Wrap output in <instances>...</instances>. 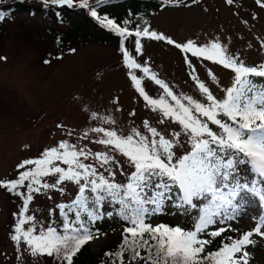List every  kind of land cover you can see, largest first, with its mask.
Returning a JSON list of instances; mask_svg holds the SVG:
<instances>
[{
  "label": "rangeland",
  "instance_id": "rangeland-1",
  "mask_svg": "<svg viewBox=\"0 0 264 264\" xmlns=\"http://www.w3.org/2000/svg\"><path fill=\"white\" fill-rule=\"evenodd\" d=\"M176 1L155 10L147 33L121 30L126 50L81 32L69 36L78 17L63 23L38 8L2 16L0 264H58L45 233L58 207L78 191L98 187L107 199L126 194L146 167L191 161L187 155L208 140L205 128L226 138L214 100L226 102L241 72L222 62L261 67L264 6L254 0ZM39 164L48 171L37 173ZM158 186L167 209L176 188ZM141 215L156 224L152 204ZM166 216L179 222L176 211ZM206 229L191 240L197 258L215 233L243 232L240 256L228 262L264 264V205L250 189L218 198ZM119 230L95 236L89 251L105 250ZM110 261L139 263L127 252Z\"/></svg>",
  "mask_w": 264,
  "mask_h": 264
},
{
  "label": "trees",
  "instance_id": "trees-1",
  "mask_svg": "<svg viewBox=\"0 0 264 264\" xmlns=\"http://www.w3.org/2000/svg\"><path fill=\"white\" fill-rule=\"evenodd\" d=\"M37 1L40 5H30L25 0H0V20L6 13L32 12L36 8L63 23L78 17L77 24L70 27L69 36L81 32L93 41L123 50L126 48L121 30L147 33L149 17L156 9L181 3L176 0ZM254 1L264 6V0ZM93 19L107 22L112 28H103ZM222 63L241 72L226 102L214 100L222 110L220 123L226 138L205 128L208 140L200 142L187 155L191 161L184 158L176 164L159 161L154 168L146 167L141 171L140 181L132 183L135 189H128L126 194L117 191L107 199L98 187L78 191L69 202L58 207V216L45 233L58 264H111V257L122 252L137 259L138 264H230L229 256H240L236 248L243 232L215 233L209 238L203 257L197 258L196 250L189 248L194 235L208 232L206 226L216 211L218 198L224 199L230 192L245 187L264 204V63L259 68L229 64L225 60ZM173 100L189 114L180 98L173 95ZM38 166L39 174L49 169L46 164ZM159 184L166 190L170 185L176 188L167 209L163 207ZM148 203L158 214L154 226L141 215ZM171 211L177 212L179 222L167 218ZM112 227L120 228L116 241L92 254L90 241Z\"/></svg>",
  "mask_w": 264,
  "mask_h": 264
}]
</instances>
